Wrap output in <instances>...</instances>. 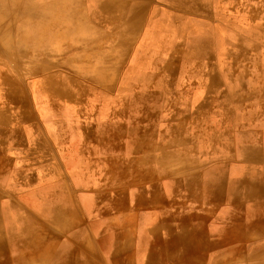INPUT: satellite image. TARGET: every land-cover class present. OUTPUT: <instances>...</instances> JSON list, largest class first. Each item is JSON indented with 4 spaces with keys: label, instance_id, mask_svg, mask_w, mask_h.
I'll return each instance as SVG.
<instances>
[{
    "label": "crops",
    "instance_id": "0c3cea01",
    "mask_svg": "<svg viewBox=\"0 0 264 264\" xmlns=\"http://www.w3.org/2000/svg\"><path fill=\"white\" fill-rule=\"evenodd\" d=\"M39 7L10 42L61 48L0 56V264H264L263 100L207 53L138 52L141 82H120L117 8L111 50L81 56L94 85L53 71L75 16Z\"/></svg>",
    "mask_w": 264,
    "mask_h": 264
},
{
    "label": "rangeland",
    "instance_id": "374dc122",
    "mask_svg": "<svg viewBox=\"0 0 264 264\" xmlns=\"http://www.w3.org/2000/svg\"><path fill=\"white\" fill-rule=\"evenodd\" d=\"M104 1L106 0H0V56L32 48L37 51H58L56 48L59 46L61 48V45L47 43L45 35L39 37L46 43L35 45H15L10 40L14 39L15 28L17 25L20 26V21L30 20L31 4H39L40 11L46 9L42 7L43 5H54L56 7L54 18L59 22L62 21L59 15L65 7V10L70 11L75 16L72 17L75 21H70L72 29L71 59L69 61H54L53 71L62 72L63 66H65V72L69 71L72 76H82V80L79 77L80 82L94 85L96 83L94 81V74L96 73L94 64L100 61L91 59L89 56L87 58L81 56H85V53L88 55L92 52L94 54V52L99 51H110L111 41L116 39L114 38L116 37L114 35L115 28L112 31L107 26V11L100 10V8L106 10L111 8L113 11L111 18L113 19L115 8L118 9H116L118 17L126 10L123 5L131 3L134 5L135 13L138 9L143 8L145 12L142 18L136 16L131 21V31L135 30L133 36L131 35L132 32L128 35L124 33L127 28L124 26L123 20L119 18L117 22L118 52L120 57L124 54L128 56L126 60H119L122 62L119 73L120 82H141L138 80L139 76H136L137 72L134 73L130 69L134 62L137 64L136 67H145L142 65L143 60H132L131 58L140 57L136 55L138 52H144L153 57L162 51L158 48L159 44L157 43L162 41V37L163 41L174 37L176 41L165 49V54L178 52L182 54L189 66L199 61L197 56L200 57L206 53L213 54L216 58L213 61H207L220 68H226V72L229 70L227 78L232 85L231 95L237 96L240 92L246 99L248 107L254 105L257 96V100H263L262 107H264V0H202V7H197V4H195L196 7L191 6L187 0H184L185 4L173 0H115V3H103ZM199 1L197 0V3ZM26 4L30 7H27ZM22 6L24 7L21 9ZM166 18L167 20H165ZM171 19L176 24L179 22L185 24L184 30L165 26L164 23H170L169 20ZM47 20L48 18L39 16V26L45 27ZM123 37L125 39L121 40ZM190 37L193 42L197 41L193 47H189L192 42ZM14 46L17 47L14 48ZM15 62L14 59L4 60L0 58V65L10 66V68L14 67ZM23 62L30 64L31 61L24 60ZM151 62L153 63L152 68H154V63L155 66L162 68L164 61L161 59L159 61L151 60ZM105 78L103 76L99 83L104 82Z\"/></svg>",
    "mask_w": 264,
    "mask_h": 264
},
{
    "label": "bare ground",
    "instance_id": "6f19581e",
    "mask_svg": "<svg viewBox=\"0 0 264 264\" xmlns=\"http://www.w3.org/2000/svg\"><path fill=\"white\" fill-rule=\"evenodd\" d=\"M26 1V0H25ZM32 1V0H31ZM173 1H175V2H177V3H184L185 1L184 0H173ZM187 1H189L191 4V6H195V4H197L196 6L197 7H202V0H200L198 3H197V0H187ZM2 2V1H1ZM22 3V2H21ZM185 4V3H184ZM6 5V4H5ZM38 5V4H37ZM189 5V6H190ZM220 5V4H219ZM26 6L27 7H30V5H27L26 4ZM133 4H126V5H123V8L124 9H126L125 10V12L123 11L122 13H121V16H118V18H120L121 20H123V24H124V26L127 28V30L124 32V33H126L127 35L130 33V32H132L131 31V26H132V24H131V21L132 20H134V17H141L142 18V16H143V13L145 12V9L143 8V9H138V11L135 13V11H134V8H133ZM195 6V7H196ZM3 7V6H2ZM12 7V6H11ZM26 9V8H25ZM106 11H108L107 13H108V18L109 19H111V20H109L112 24L114 23V21H113V19L111 18L112 16H113V11H111V8L110 9H107ZM105 11V12H106ZM5 12V11H4ZM21 12V11H20ZM22 13V12H21ZM30 13V12H29ZM6 14H8V13H6ZM87 15V14H86ZM85 15V16H86ZM18 16V15H17ZM104 16V15H103ZM19 17V16H18ZM17 17V18H18ZM64 17V16H63ZM87 17V16H86ZM33 18V17H32ZM83 18V17H82ZM69 19H71V20H74V19H72L71 17H69ZM84 19V18H83ZM100 19H102V18H100ZM6 20V19H5ZM85 20V19H84ZM87 20V19H86ZM165 20H167V18L165 19ZM44 21V20H43ZM75 21V20H74ZM51 22V21H50ZM169 22L170 23H164L165 24V26H168L169 28H175L176 30L177 29H180L181 31L182 30H184V27H186V25L185 24H183L182 22H179L178 24H176V22L175 21H172V19L171 20H169ZM97 24V23H96ZM55 25V24H54ZM30 26V25H29ZM122 32V31H121ZM123 33V34H124ZM133 33V32H132ZM49 34V33H48ZM125 34V35H126ZM134 34V33H133ZM192 34V33H191ZM132 35V34H131ZM8 36V35H7ZM10 36V35H9ZM133 36V35H132ZM131 36V37H132ZM147 38H149V37H147ZM191 38V37H190ZM1 39V38H0ZM10 39V38H9ZM162 39V41H159V42H157L159 45V47L158 48H160L163 52L165 51V49L166 48H168V47H170V45H171V43H174L175 41H176V38H174V37H170L169 39H165L164 41H163V37L161 38ZM37 40V39H36ZM40 40V39H39ZM191 40H192V42L190 43V46L189 47H193V45H195V43L197 42V41H194L193 42V39L191 38ZM198 40V39H197ZM3 41V40H2ZM9 41V40H8ZM11 41V40H10ZM31 42V41H30ZM37 42H38V40H37ZM151 42H150V40H149V44H150ZM13 44V43H12ZM9 45H10V43H9ZM91 45H93V44H91ZM11 46V45H10ZM10 46H8V47H10ZM1 47V46H0ZM15 47H17V46H14V48ZM29 47V46H28ZM95 47V46H94ZM11 48V47H10ZM27 48V47H26ZM32 48V47H31ZM192 49V48H191ZM3 50V49H2ZM86 51H88V50H86ZM161 51V52H162ZM158 53V52H157ZM30 54V53H29ZM28 54V55H29ZM13 56V55H12ZM17 56H18V54H17ZM153 56V55H152ZM200 57H202V56H200ZM17 58V57H16ZM158 58V57H157ZM39 61V60H38ZM159 61V60H158ZM163 61V60H162ZM154 66H155V63H154ZM151 70V69H150ZM212 70V69H211ZM158 71V70H157ZM200 83V82H199ZM196 84V83H195ZM200 99H201V97H200ZM199 99V100H200ZM213 117V116H212ZM212 123H213V121H211ZM216 122V121H215ZM214 122V123H215ZM212 125H214V124H212ZM219 126V125H218ZM192 134V133H191ZM31 137V136H30ZM20 162V161H19ZM24 162V161H23ZM32 164V163H31ZM23 218V217H22ZM174 238V237H173ZM175 240V239H174ZM106 241V240H105ZM109 242H110V240H108ZM176 241V240H175ZM176 242H178V241H176ZM105 244H107V242H104ZM1 244V243H0ZM176 244H178V243H176ZM172 247V246H171ZM172 251V250H171ZM147 255V254H146ZM140 258V257H139ZM139 258H137V260L139 259ZM154 258V257H153ZM154 261H156V260H154ZM139 262V261H138ZM157 262V261H156Z\"/></svg>",
    "mask_w": 264,
    "mask_h": 264
}]
</instances>
